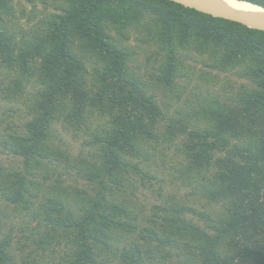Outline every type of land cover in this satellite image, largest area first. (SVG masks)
Returning <instances> with one entry per match:
<instances>
[{
  "label": "trees",
  "instance_id": "16d2710c",
  "mask_svg": "<svg viewBox=\"0 0 264 264\" xmlns=\"http://www.w3.org/2000/svg\"><path fill=\"white\" fill-rule=\"evenodd\" d=\"M23 3L54 11L31 17L36 29L17 37L10 21ZM132 41L153 49L157 89L176 90L189 61L245 83L171 116L132 71ZM0 85L26 112L16 113L21 127L12 113L0 118L1 153L22 159L12 172L0 161V264L264 262L263 31L167 0H0ZM29 85L38 89L26 96ZM96 113L103 125L92 130ZM60 121L87 132L94 151L74 157L56 145ZM179 138L180 178L218 207L212 215L170 196L146 215L135 195L157 177L150 148ZM64 175L89 187L65 186ZM12 215L23 221L17 236Z\"/></svg>",
  "mask_w": 264,
  "mask_h": 264
},
{
  "label": "rangeland",
  "instance_id": "374dc122",
  "mask_svg": "<svg viewBox=\"0 0 264 264\" xmlns=\"http://www.w3.org/2000/svg\"><path fill=\"white\" fill-rule=\"evenodd\" d=\"M48 11L52 12L54 9L50 8V10H46L45 7L41 5V3H38L35 6L26 3H23L21 6H16V13L10 22H13V30L17 33V37H19L21 34L26 35L29 32L34 31L36 29L38 20H32L31 17L37 16L39 19L44 18L45 12ZM131 44L136 51L134 58L136 60H133L131 63L132 71L134 72L135 76L138 77L139 81L145 83L147 94L153 95L161 107H163L165 102L167 103V106L164 105V111L166 110L171 116L176 113L189 112V107L193 103H197L200 98H208L211 100L215 97H220L221 99L234 97L239 91V86L245 83L244 80L240 79L234 73H219L217 71H212L201 63L189 61L186 62L187 71H185L183 79L178 83L176 90H174L172 93H169L162 88L157 89L152 86V84L155 83L156 75H158V62H155V58H150L151 56H154L153 49L148 48L147 46L138 47L136 46L137 42L135 41H132ZM93 64L99 65L100 63L96 64L94 62ZM91 68L92 65H89V73H91ZM89 77L91 80L93 79L92 74H89ZM90 79L89 82H91ZM37 89L38 87L29 85L24 94L29 96L36 92ZM24 98H22V100ZM5 113H12V116L9 118L11 119L12 124L20 125V127L22 126L24 119L23 117H17L16 113H26L24 104L10 100L6 101L2 98L0 93V118H3ZM89 124L92 126L93 130V128H98L100 125H103V120L99 119L98 114L96 113L89 121ZM3 125L7 126L6 123ZM53 131L54 143L58 146H62L65 143L68 144L69 153L74 157L87 156L88 154H91L92 151H94V148L89 145L90 136L87 132L85 133L84 131H80V133H77L75 130L69 129V127L65 126L62 121L54 125ZM159 135L162 134L159 133ZM180 142L181 138L177 139L175 144L168 143V145L164 140H162L155 145L156 151L150 148V152H152V154L153 152L157 153V155L152 157L157 165V168L151 169V172L154 175H157V177L153 183L147 184V188L145 190L141 188L138 192L135 191V195L139 199V202L146 206V215L149 214L151 207L154 205H161L162 199L169 196L177 197L181 203L192 207L199 213L212 215L213 212L209 211L218 209V207H212V209L208 208V204H206V201L201 198L198 190L194 189L192 185L181 180V175L177 166V163L183 161V158L180 156L179 152H177ZM163 150H166L167 153L165 157L167 162L165 165H163V158L160 156V153ZM0 161L2 162V165L5 167V169L11 170V172L13 169L18 170L22 168V159L19 157H14L11 154L3 152L1 153V150ZM140 161L141 163L143 162L142 160ZM155 169H158L159 173H155ZM63 178L65 179V186L76 185V183L71 180L68 175H64ZM76 186L78 188L89 187L84 180L80 181ZM161 190L162 196L159 194ZM37 194L39 195L37 202H40L44 198L46 199L47 195H42L41 193ZM0 204L3 205L1 199ZM10 210L11 207H9L8 211ZM189 217L191 218L193 215L189 214ZM13 218L15 217L12 215V218H9L11 220L7 222L10 223L9 226L13 225V228L15 229L14 236H17L18 234L16 227H19L23 221L20 218ZM194 219L197 221L195 217ZM3 229L4 232L9 231V227L6 222ZM123 246L124 244L121 245V247ZM14 247L19 249V245L17 243L14 244ZM259 250L261 251V255L263 256L264 260V238L259 240ZM262 264H264L263 261Z\"/></svg>",
  "mask_w": 264,
  "mask_h": 264
},
{
  "label": "water",
  "instance_id": "95a60500",
  "mask_svg": "<svg viewBox=\"0 0 264 264\" xmlns=\"http://www.w3.org/2000/svg\"><path fill=\"white\" fill-rule=\"evenodd\" d=\"M167 1L174 2L185 8L192 9L197 12L207 14L215 18L236 22L250 29L264 32V8L262 7H260L261 10L236 9L229 6L225 2V0H167ZM249 4L254 5L252 3Z\"/></svg>",
  "mask_w": 264,
  "mask_h": 264
},
{
  "label": "bare ground",
  "instance_id": "6f19581e",
  "mask_svg": "<svg viewBox=\"0 0 264 264\" xmlns=\"http://www.w3.org/2000/svg\"><path fill=\"white\" fill-rule=\"evenodd\" d=\"M225 2L236 9H246V10H261L260 7L250 5L249 3L241 0H225Z\"/></svg>",
  "mask_w": 264,
  "mask_h": 264
}]
</instances>
